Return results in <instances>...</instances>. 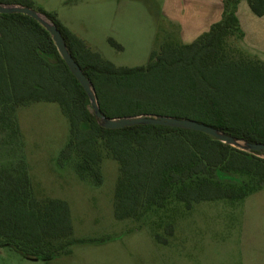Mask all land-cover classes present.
<instances>
[{
    "label": "trees",
    "instance_id": "1",
    "mask_svg": "<svg viewBox=\"0 0 264 264\" xmlns=\"http://www.w3.org/2000/svg\"><path fill=\"white\" fill-rule=\"evenodd\" d=\"M238 1L225 0L221 20L193 41L184 43L169 35L151 51L146 64L131 67L104 58L56 12L36 7L33 0L0 3L32 7L57 26L93 83L105 116L190 118L264 144V60L229 47L231 37L242 35L234 10ZM247 2L255 15H264V0ZM108 42L123 48L111 37ZM42 100L59 103L69 120V138L60 157L72 160L79 177L101 184L103 153L118 161L114 192L118 220L141 219L151 210L164 212L171 200L189 210L201 201H237L264 188V151L240 150L185 128L102 127L50 33L29 15L0 13V128L11 127L21 136L17 110ZM220 172L245 179L225 184L218 179ZM168 225L165 230L172 235L174 227ZM73 231L69 203L36 195L23 154L17 164L0 165V248L9 247L27 259L51 260L68 254L73 244L100 241L68 240Z\"/></svg>",
    "mask_w": 264,
    "mask_h": 264
},
{
    "label": "rangeland",
    "instance_id": "2",
    "mask_svg": "<svg viewBox=\"0 0 264 264\" xmlns=\"http://www.w3.org/2000/svg\"><path fill=\"white\" fill-rule=\"evenodd\" d=\"M33 1L36 7L56 12L64 24L118 66L146 64L151 51L169 35L189 43L200 33L194 30L187 35L188 28L173 20L176 0ZM187 3L180 1L178 11L182 13L185 9L180 4ZM234 10L242 35L229 39L230 49L264 60V40L257 41L256 16L247 0H239ZM260 22L264 25V19ZM110 37L122 50L110 45ZM17 117L21 136L11 127L0 128V165L17 164L23 154L36 195L69 203L74 231L68 240L100 241L73 244L68 254L51 260L27 259L1 247L0 264H264L263 187L237 201H201L187 210L171 200L164 212L151 210L141 219L118 220L114 216L118 161L104 152L102 183L82 179L72 160L60 157L70 125L59 103L30 102L17 110ZM218 176L225 184L245 179L224 172ZM168 222L174 227L172 235L165 230ZM156 234L168 241H159Z\"/></svg>",
    "mask_w": 264,
    "mask_h": 264
},
{
    "label": "water",
    "instance_id": "3",
    "mask_svg": "<svg viewBox=\"0 0 264 264\" xmlns=\"http://www.w3.org/2000/svg\"><path fill=\"white\" fill-rule=\"evenodd\" d=\"M0 13L10 14V13H23L33 17L37 20L51 35L54 44L57 47L58 52L61 57L69 67L72 74L79 81L85 92L87 93L91 108L99 122V124L108 129H120L127 126L133 125H162L170 127L185 128L191 130H197L204 132L214 137L215 139L222 141L228 145L244 151H264L263 143H253L246 141L242 138H237L231 136L221 129L209 126L202 122H199L190 118H179L168 115H151V114H139L131 116L122 117H107L101 110L97 100L96 91L91 80L85 75L79 64L75 61L73 56L68 50L65 39L57 28L48 18H46L42 13L38 12L36 9L28 6L16 5V4H1L0 3Z\"/></svg>",
    "mask_w": 264,
    "mask_h": 264
},
{
    "label": "crops",
    "instance_id": "4",
    "mask_svg": "<svg viewBox=\"0 0 264 264\" xmlns=\"http://www.w3.org/2000/svg\"><path fill=\"white\" fill-rule=\"evenodd\" d=\"M180 1H182L183 3L189 2V4L187 3L186 6H184L183 4H180L181 8L185 9L182 13H181V10L180 12L178 11L179 10L178 3H180ZM176 2L178 3L173 8L172 18L178 25L188 28L189 32L187 35H191L190 33L194 30H199L200 31L199 35H200L201 33L209 30L210 26L213 23L219 21L222 17L221 7H222V4L224 5V0H176ZM255 16L256 17H254V25L255 26L257 25V30H256L257 41H263L264 40V25L262 22H260V19H264V15L263 16L255 15ZM239 22H240V18H239ZM73 32L76 33L75 31ZM76 34L79 37L83 38L85 41H87L86 38L82 37L78 33Z\"/></svg>",
    "mask_w": 264,
    "mask_h": 264
}]
</instances>
